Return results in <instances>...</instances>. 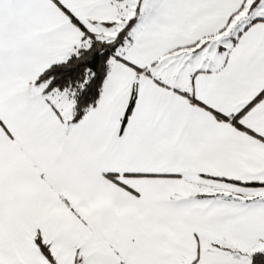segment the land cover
Here are the masks:
<instances>
[{
  "label": "snow or ice",
  "instance_id": "snow-or-ice-1",
  "mask_svg": "<svg viewBox=\"0 0 264 264\" xmlns=\"http://www.w3.org/2000/svg\"><path fill=\"white\" fill-rule=\"evenodd\" d=\"M0 264H264V0H0Z\"/></svg>",
  "mask_w": 264,
  "mask_h": 264
}]
</instances>
